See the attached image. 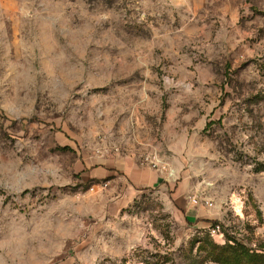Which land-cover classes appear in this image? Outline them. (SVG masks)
I'll return each instance as SVG.
<instances>
[{"label":"rangeland","instance_id":"rangeland-1","mask_svg":"<svg viewBox=\"0 0 264 264\" xmlns=\"http://www.w3.org/2000/svg\"><path fill=\"white\" fill-rule=\"evenodd\" d=\"M149 155L161 183L96 188ZM261 163L264 0H0V264H199L206 239L264 264Z\"/></svg>","mask_w":264,"mask_h":264},{"label":"crops","instance_id":"crops-1","mask_svg":"<svg viewBox=\"0 0 264 264\" xmlns=\"http://www.w3.org/2000/svg\"><path fill=\"white\" fill-rule=\"evenodd\" d=\"M95 173L96 188L112 196L119 206L130 202L142 190L152 188L164 180L160 170L128 158L118 160L112 167H98ZM104 183H107L106 187Z\"/></svg>","mask_w":264,"mask_h":264},{"label":"trees","instance_id":"trees-1","mask_svg":"<svg viewBox=\"0 0 264 264\" xmlns=\"http://www.w3.org/2000/svg\"><path fill=\"white\" fill-rule=\"evenodd\" d=\"M258 169L264 171V163L258 165ZM210 235V234H209ZM199 250L204 255L199 264L213 261L219 264H262L263 254L251 250L238 242L229 239L224 244H216L213 240H204Z\"/></svg>","mask_w":264,"mask_h":264},{"label":"built area","instance_id":"built-area-1","mask_svg":"<svg viewBox=\"0 0 264 264\" xmlns=\"http://www.w3.org/2000/svg\"><path fill=\"white\" fill-rule=\"evenodd\" d=\"M143 164L146 166H149L153 169H156V170H162V169L164 170L166 168L165 164H163V162L155 155L154 156L153 155L147 156L145 158V163H143ZM103 186L106 187L107 183H104ZM192 202L195 204H198L201 202V204H203L207 207L213 206V201L210 200L206 196H201L199 198L193 197ZM208 231H209L210 236H212V237L223 236V233L221 232V225L219 223L209 226Z\"/></svg>","mask_w":264,"mask_h":264}]
</instances>
